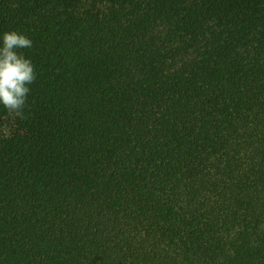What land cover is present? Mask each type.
I'll return each instance as SVG.
<instances>
[{
  "label": "trees",
  "instance_id": "16d2710c",
  "mask_svg": "<svg viewBox=\"0 0 264 264\" xmlns=\"http://www.w3.org/2000/svg\"><path fill=\"white\" fill-rule=\"evenodd\" d=\"M7 30L0 264H264V0H0Z\"/></svg>",
  "mask_w": 264,
  "mask_h": 264
},
{
  "label": "clouds",
  "instance_id": "9594fccd",
  "mask_svg": "<svg viewBox=\"0 0 264 264\" xmlns=\"http://www.w3.org/2000/svg\"><path fill=\"white\" fill-rule=\"evenodd\" d=\"M33 41L17 30L0 32V106L23 118L30 86L36 80L32 60L21 49Z\"/></svg>",
  "mask_w": 264,
  "mask_h": 264
},
{
  "label": "rangeland",
  "instance_id": "374dc122",
  "mask_svg": "<svg viewBox=\"0 0 264 264\" xmlns=\"http://www.w3.org/2000/svg\"><path fill=\"white\" fill-rule=\"evenodd\" d=\"M13 129H14V116L12 114H9L4 122V126L2 129L3 134L5 136H9L13 132Z\"/></svg>",
  "mask_w": 264,
  "mask_h": 264
}]
</instances>
